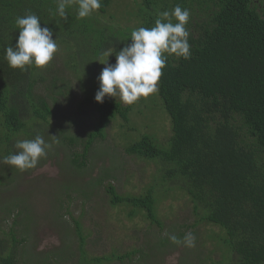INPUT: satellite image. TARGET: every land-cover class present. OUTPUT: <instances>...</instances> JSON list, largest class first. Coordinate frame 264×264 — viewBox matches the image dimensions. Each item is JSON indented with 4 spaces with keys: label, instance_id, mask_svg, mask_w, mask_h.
I'll use <instances>...</instances> for the list:
<instances>
[{
    "label": "trees",
    "instance_id": "16d2710c",
    "mask_svg": "<svg viewBox=\"0 0 264 264\" xmlns=\"http://www.w3.org/2000/svg\"><path fill=\"white\" fill-rule=\"evenodd\" d=\"M177 5L191 13L186 25L191 58L165 53L167 64L151 98L153 108L169 118L170 142L165 147L156 141L157 130H146L125 150L161 162L163 182L179 181L171 188L191 198L200 220L219 227L221 233L213 238L223 252L222 260L212 264H264V0H102L101 8L86 18L77 17L78 3L73 0L66 6V20L57 12L58 0H0V194L10 185L9 171L14 166L3 161L18 151L17 137L31 129L42 136L49 124L53 127L56 111L38 90L41 82L52 80L48 89L55 92L58 84L69 81L52 61L42 68L9 67L5 49L17 43L16 18L34 13L41 27L52 30L58 48L66 50L67 68L78 74L86 91L79 109L89 103L95 106L96 127L82 139V151H74L71 158L82 168L94 143L105 138L111 120L121 117L126 135L138 136L137 127L128 123L131 112L144 114L139 113L141 106L135 111L137 105L125 104L119 97L106 96L103 103L95 100L105 67L100 63L105 59L116 63L115 54L131 43L133 30L154 27L161 12L171 13ZM172 22L177 21L172 18ZM155 121L151 120L153 127ZM77 141L72 138L71 144ZM162 185L165 195L172 191ZM106 192L113 206L128 208L130 218L142 214L163 227L160 198L153 187L124 194L109 182ZM72 223L80 241L75 264H109L133 255L131 251L90 256L85 249L89 234L80 217H73ZM17 234L12 229L10 238H0V264H20L18 249L25 239ZM43 264L63 263L50 256Z\"/></svg>",
    "mask_w": 264,
    "mask_h": 264
},
{
    "label": "rangeland",
    "instance_id": "374dc122",
    "mask_svg": "<svg viewBox=\"0 0 264 264\" xmlns=\"http://www.w3.org/2000/svg\"><path fill=\"white\" fill-rule=\"evenodd\" d=\"M66 56V50L58 48L52 63L60 71L59 75L69 81L58 84L55 92L48 89L53 85L52 80L41 82L38 89L48 96L57 115L52 120L53 127L49 124L46 134L42 135L52 147L46 157L40 158L37 167L21 171L14 166L9 171L10 185L0 194V206H3L0 238H10L9 232L14 229L19 238L25 239L19 244L20 264H43L50 256L63 264H75L79 259L80 241L72 220L80 217L89 234L85 249L90 256L123 255L133 251L131 258L109 264H212L221 261L223 252L215 238L221 233L219 227L200 220L191 198L178 188H171L179 181L163 182L161 162L145 160L125 150L127 144L146 130H157L160 135L154 132L159 138L156 137V141L168 146L171 124L168 116H163L157 107L153 108L151 101L154 99L151 98L154 94L133 103L137 105L135 111L141 106L139 113H144L137 116L131 112L128 123L137 127L138 136L126 135L121 117L113 119L106 127L105 138L94 143L86 166L78 168L72 163L74 151H82V139L96 127L98 113L90 103L79 109L86 91L78 74L67 68ZM146 111L151 120L157 118L155 127L146 117ZM34 133L36 131L31 129L17 139H34ZM72 138L78 141L71 144ZM109 182L124 194H140L147 187H153L160 198L158 207L163 227L151 224L142 214L130 218L128 208L113 206L106 192ZM161 182L172 189L167 195L163 193ZM189 232L195 236L194 247L178 245L169 239L171 235H180L183 240ZM163 240L167 244H163Z\"/></svg>",
    "mask_w": 264,
    "mask_h": 264
},
{
    "label": "clouds",
    "instance_id": "9594fccd",
    "mask_svg": "<svg viewBox=\"0 0 264 264\" xmlns=\"http://www.w3.org/2000/svg\"><path fill=\"white\" fill-rule=\"evenodd\" d=\"M72 3L73 0H58L57 12L60 17L67 19L65 9ZM76 3L78 18L89 17L102 6V0H76ZM190 16V10L177 5L171 13L161 12L154 27L133 30L131 43L115 54L116 63L101 62L106 66L98 77L99 89L95 100L103 103L106 96L119 97L122 102L130 105L141 97L146 98L157 92L162 69L167 64L165 53L186 60L191 58L190 32L186 27ZM172 18L177 22L173 23ZM15 24L19 29L17 43L15 47L5 49L9 67L25 70L33 65L39 68L47 66L58 51L57 39H53L52 30L46 26L41 27V20L34 13L18 16ZM107 54L112 55L111 50ZM51 147L39 134L34 139L18 140L15 144L18 151L5 156L3 162L21 171L33 169L41 157L47 156ZM169 239L178 245L184 244L190 248L195 246V236L191 232L186 233L183 240L176 235H171Z\"/></svg>",
    "mask_w": 264,
    "mask_h": 264
}]
</instances>
